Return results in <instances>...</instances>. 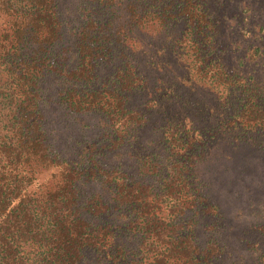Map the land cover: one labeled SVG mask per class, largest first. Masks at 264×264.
<instances>
[{"label":"trees","instance_id":"1","mask_svg":"<svg viewBox=\"0 0 264 264\" xmlns=\"http://www.w3.org/2000/svg\"><path fill=\"white\" fill-rule=\"evenodd\" d=\"M64 1L0 0V264H222L218 242L197 239L199 218L220 209L196 164L216 133L264 140V83L225 61L211 0H76L74 17ZM141 28L172 42L183 78L216 92L205 120L196 123L204 112L187 92L170 95L168 108H136L147 84L133 60ZM254 53L264 60V44ZM53 83L68 110L107 118L77 159L48 142L43 103ZM147 125L161 133L165 163L143 148ZM119 148L139 176L102 163ZM93 178H107L110 195L84 190Z\"/></svg>","mask_w":264,"mask_h":264},{"label":"rangeland","instance_id":"2","mask_svg":"<svg viewBox=\"0 0 264 264\" xmlns=\"http://www.w3.org/2000/svg\"><path fill=\"white\" fill-rule=\"evenodd\" d=\"M69 17H74L76 0L64 1ZM210 9L217 22L225 61L231 66L251 74L264 83L263 57L254 53L255 47L264 44V0H211ZM157 30L137 29L139 39L133 60L139 64L149 90H139L135 103L143 108L151 100L170 106V95L187 92L191 107L203 109L194 116L196 123L205 120V106L216 100V92L206 83L191 82L185 75L184 64L177 52L169 50L168 43ZM167 47L161 49L163 44ZM189 80V81H187ZM53 83L43 103L45 128L51 150L71 159L87 149L89 143L105 133L107 118L95 111L74 112L58 102ZM169 95L168 98H165ZM153 102V101H151ZM133 105V106H134ZM156 109V108H155ZM155 114V113H154ZM156 115H159L156 113ZM153 126V125H152ZM147 125L138 131L143 148L155 150L156 161L168 160L160 147L161 133L157 127ZM216 133L196 164L198 177L210 200L220 209L215 218H199L196 232L200 244L213 239L223 248L222 264H262L264 252V140L235 139L225 133ZM252 135V134H249ZM261 140V141H260ZM131 152L134 153L133 147ZM79 155V156H78ZM86 158V157H85ZM102 163L121 167L128 173L140 175L135 157L126 148L110 150ZM50 169L41 175L46 178ZM133 176V174H132ZM107 178L83 182L86 191L110 195ZM214 223V228L206 225Z\"/></svg>","mask_w":264,"mask_h":264}]
</instances>
